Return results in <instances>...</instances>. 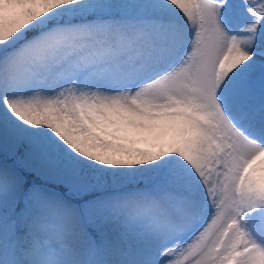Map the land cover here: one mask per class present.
I'll use <instances>...</instances> for the list:
<instances>
[{
  "label": "snow or ice",
  "instance_id": "obj_1",
  "mask_svg": "<svg viewBox=\"0 0 264 264\" xmlns=\"http://www.w3.org/2000/svg\"><path fill=\"white\" fill-rule=\"evenodd\" d=\"M0 264H264V0H0Z\"/></svg>",
  "mask_w": 264,
  "mask_h": 264
}]
</instances>
